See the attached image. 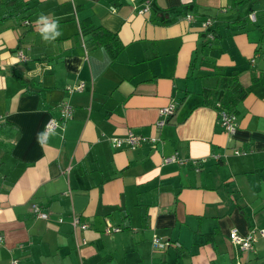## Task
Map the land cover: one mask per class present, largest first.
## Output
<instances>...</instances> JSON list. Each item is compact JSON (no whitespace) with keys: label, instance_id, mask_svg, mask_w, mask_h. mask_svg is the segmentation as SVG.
I'll list each match as a JSON object with an SVG mask.
<instances>
[{"label":"crops","instance_id":"0c3cea01","mask_svg":"<svg viewBox=\"0 0 264 264\" xmlns=\"http://www.w3.org/2000/svg\"><path fill=\"white\" fill-rule=\"evenodd\" d=\"M41 15L59 24L52 42ZM213 64L247 89L232 132L203 101ZM61 100L70 116L40 142ZM127 132L138 143H110ZM174 151L183 163L163 160ZM260 227L264 0H0V264H264V236L243 250L228 237Z\"/></svg>","mask_w":264,"mask_h":264},{"label":"built area","instance_id":"2783aa9c","mask_svg":"<svg viewBox=\"0 0 264 264\" xmlns=\"http://www.w3.org/2000/svg\"><path fill=\"white\" fill-rule=\"evenodd\" d=\"M109 9L113 10L114 6L109 5ZM145 9H146V5H143L141 8L138 9V13L143 12ZM186 16H187V18H189V15H186ZM249 16H250V14H249ZM208 22H209V19H205L204 21H202V25H204L205 23H208ZM211 35H212L211 33H208V36L211 37ZM16 55L18 58H24L25 57L24 53L20 49L17 50ZM82 85H83L82 81H77L76 83H73L71 85H66V89L67 90L79 89L82 87ZM173 107H174L173 101H170L166 105L161 106L160 109L158 110V115L162 114V116L154 122V125L159 126L163 121H165L166 117L172 112ZM58 110H59V114H58L57 118L49 117L45 120V122L43 123L42 134H45L48 131L54 129L55 127L62 125L64 120L70 116L71 105L67 101H62L59 104ZM217 120H218L217 122L219 123V125L223 129L227 130L228 132L233 131L234 126H235L234 113L226 112V111H220V112H218ZM150 139H153V138L150 137ZM138 141H139L138 136L134 135L131 132H127V134L120 136V137L119 136L110 137V143L112 145H119L121 142H125L128 146L132 147L134 144L138 143ZM234 151L236 152V150H234ZM163 160L164 161L176 160L178 163H183L184 158L181 155H178L177 152L174 151L173 153L164 156ZM201 160H202V158L200 159V161ZM193 164H194V168H198L196 163H193ZM30 211L36 217H40V218L47 217L46 210L41 209V207L35 202L30 203ZM57 219L59 220L60 218L58 217ZM70 222L72 223V225H75L77 223V216L71 215ZM78 226L84 227V226H86V223L85 222H79ZM113 229H117V227L114 226ZM233 232H234V230H230L228 232L229 239L233 243H235L237 245V247H239L240 249L243 250V249L250 248L252 246L254 240L258 236H264V227L256 228L255 230L250 229V230H247L245 233L235 232V236H236L235 240L233 238ZM1 239H2V234L0 233V241H1ZM151 245L155 250H160L164 246L168 245V242L166 240H161L156 235H153L151 238ZM15 262H16L15 258H10V264H15Z\"/></svg>","mask_w":264,"mask_h":264},{"label":"trees","instance_id":"16d2710c","mask_svg":"<svg viewBox=\"0 0 264 264\" xmlns=\"http://www.w3.org/2000/svg\"><path fill=\"white\" fill-rule=\"evenodd\" d=\"M188 6L190 8L191 4L189 3ZM21 7H22V4L17 3L15 5L14 11H19L20 10L19 8ZM11 11L13 10L11 9ZM6 14L7 13L5 12L1 16V18L5 17ZM12 14L13 12L10 13V15ZM188 14H189V17L190 16L192 17L191 13H188ZM205 19H209V18L206 17L200 21V26L202 28L200 35L202 37V40H201L202 43L208 44L212 40L210 36H208V33L212 34L213 29L212 28L207 29V25L211 23L210 19L208 23H205L204 25H202V21H204ZM91 30H92V34L94 37L93 39L95 40V42H100V43L107 44V45L110 43V41L113 44L116 43L115 41L116 38H115L114 33L109 35V33H107L108 31L106 30H103L100 32L97 29V27H94ZM97 31H99L101 34H99V32L97 34ZM210 74L214 76V82L211 85H202L201 92L203 95V101L207 102L216 111V121H218L217 120L218 112L226 111V112L234 113V105L236 101H238L245 94L247 89L238 82L236 78V71H232V70L225 71V68L223 66L213 64ZM62 101H65V100H61L58 103V109H59V104ZM71 109H72V106H71Z\"/></svg>","mask_w":264,"mask_h":264},{"label":"clouds","instance_id":"9594fccd","mask_svg":"<svg viewBox=\"0 0 264 264\" xmlns=\"http://www.w3.org/2000/svg\"><path fill=\"white\" fill-rule=\"evenodd\" d=\"M36 23L39 33L45 42H52L57 37L62 35L61 31L59 30L58 22L55 20H50V18L47 16L41 15ZM46 135L47 133L39 134L38 139H40L41 137L46 138ZM40 142H43V140L40 139ZM233 238L234 240L236 239L235 231L233 232Z\"/></svg>","mask_w":264,"mask_h":264},{"label":"rangeland","instance_id":"374dc122","mask_svg":"<svg viewBox=\"0 0 264 264\" xmlns=\"http://www.w3.org/2000/svg\"><path fill=\"white\" fill-rule=\"evenodd\" d=\"M249 14H251V13H249Z\"/></svg>","mask_w":264,"mask_h":264}]
</instances>
